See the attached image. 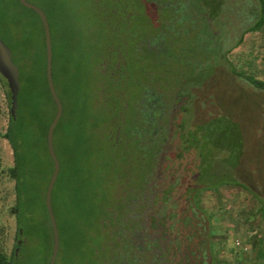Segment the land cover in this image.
Segmentation results:
<instances>
[{"label": "trees", "instance_id": "trees-1", "mask_svg": "<svg viewBox=\"0 0 264 264\" xmlns=\"http://www.w3.org/2000/svg\"><path fill=\"white\" fill-rule=\"evenodd\" d=\"M27 1L41 8L47 16L53 45V80L64 107L54 134V147L61 163L52 196L60 233L56 264H102L103 247L110 238L103 222L111 215L108 208H115L119 191L137 187L144 178L145 165L135 120L126 123V138L121 147L110 138L109 125L115 112L108 100L113 102L116 94L120 96L124 92L123 82L112 72L118 74L123 67L122 55L127 56L129 67L131 60L142 64L147 61L150 66L146 69L156 71L161 80L167 62L164 55L156 59L152 54L140 56L136 50L148 27L146 22L139 26L135 21L128 22L124 9L127 5L143 7L146 3L141 0H84L86 10L81 17L89 20L88 34L83 33L81 21L71 15L67 2ZM200 1H203V106L207 111L216 112L217 100L208 93L213 79L214 82L218 79L216 86L222 83V77H227L234 85L233 79L238 77L260 92H264V82L238 71L228 60L232 48L226 49L223 41L226 29L243 17L242 10L247 8L245 0H196L193 5L199 6ZM248 2L254 5V15L248 18V26L236 46L241 44L245 33L264 32V0ZM215 29H219V35ZM0 37L13 52L21 82L17 117L14 119L10 113L7 131L0 133L13 150L14 164L6 172L14 182L15 203L10 213L16 221L11 255L6 253L0 235V264H49L54 238L46 192L54 164L47 135L57 107L46 77L44 28L39 15L24 7L20 0H0ZM0 77L8 87L7 81ZM134 85L135 78L129 75L126 98L129 113L135 112L143 93L140 89L133 99L131 88ZM8 98L11 107L10 90ZM255 101L261 107V101L258 98ZM220 117L231 121V116L225 118L226 114ZM220 122L207 126L209 138L216 142ZM240 164L236 161L234 169L227 165L219 178L226 179L225 185L238 186L250 193L264 215V179L254 178L250 171L246 178L242 177V172L236 175V168L241 169L236 166ZM121 185L123 188L119 189ZM259 252V257L264 259L263 249Z\"/></svg>", "mask_w": 264, "mask_h": 264}, {"label": "flooded vegetation", "instance_id": "flooded-vegetation-1", "mask_svg": "<svg viewBox=\"0 0 264 264\" xmlns=\"http://www.w3.org/2000/svg\"><path fill=\"white\" fill-rule=\"evenodd\" d=\"M141 1L146 5L124 9L128 22L148 27L136 50L156 59L164 55L167 69L160 80L154 70L140 72L141 61L131 60L129 67L127 56L120 55L124 70L112 72L124 92L108 100L115 112L110 138L121 147L126 123L135 120L145 165L137 187L119 191L115 208H108L111 215L103 222L110 238L101 262L219 264L214 193L225 186L219 175L230 165L220 158L217 140L209 138L207 126L218 119L203 106V1L199 6L196 0ZM129 75L135 78L133 99L143 92L130 113Z\"/></svg>", "mask_w": 264, "mask_h": 264}, {"label": "rangeland", "instance_id": "rangeland-1", "mask_svg": "<svg viewBox=\"0 0 264 264\" xmlns=\"http://www.w3.org/2000/svg\"><path fill=\"white\" fill-rule=\"evenodd\" d=\"M63 1L68 3L71 15L81 21L83 33L88 34L89 20L81 17L86 10L84 0ZM245 5L247 8L242 10L243 17L226 29L223 41L226 49L232 48L228 60L234 67L264 82V32L245 33L241 44L236 46L248 26V18H251L255 11L254 5L248 0H245ZM149 66L146 61L140 72ZM222 78L220 85H214L218 79L215 82L213 79V86L208 88V93L216 98L218 108L216 112L208 109L209 114L213 117L216 115V119L221 120L222 123L219 125L218 143L223 151L219 152V156L230 167L236 161L242 163L236 166H241V169H238L239 173L236 168V175L242 172V177L246 178L250 171L254 178L262 181L264 179V92L256 90L241 78L234 77V85L227 80V77ZM8 92L9 88L0 77L2 109L0 133L2 134L7 131L10 122L11 107ZM254 97L261 101V107ZM221 114H226L225 118L231 116V121L220 119ZM13 164L11 145L0 137V228L3 230L0 235L8 255L14 251L16 235V221L10 213L15 203L14 182L6 172ZM214 209L216 232L219 235L217 248L221 255L219 264H264V259L259 257V250L264 251V215L257 200L241 187L225 185L214 193ZM255 238L256 244H254Z\"/></svg>", "mask_w": 264, "mask_h": 264}, {"label": "water", "instance_id": "water-1", "mask_svg": "<svg viewBox=\"0 0 264 264\" xmlns=\"http://www.w3.org/2000/svg\"><path fill=\"white\" fill-rule=\"evenodd\" d=\"M20 2L24 7L36 12L41 19L44 28L45 42H46V55H47L46 77H47L50 93L57 107L56 116L49 127L48 135H47L48 149H49L50 157L54 164V171L51 180L48 184L47 192H46V208L48 211L50 224L53 231V238H54L53 251L49 264H56L60 250V233L53 209L52 196L56 182L61 172V163L56 154L54 147V134L57 125L59 124L63 116L64 107L57 93V90L55 88V83L53 80V45H52L51 29L47 16L45 12L37 5L32 4L27 0H20ZM0 75L7 81L8 88L11 93V115L13 116L14 119H16L19 108L18 97L21 91L20 71L18 66L14 63L12 50L8 47V45L3 41L1 37H0Z\"/></svg>", "mask_w": 264, "mask_h": 264}]
</instances>
